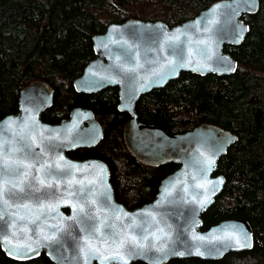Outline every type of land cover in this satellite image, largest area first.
<instances>
[{
    "label": "water",
    "instance_id": "water-1",
    "mask_svg": "<svg viewBox=\"0 0 264 264\" xmlns=\"http://www.w3.org/2000/svg\"><path fill=\"white\" fill-rule=\"evenodd\" d=\"M258 4L215 0L172 26L127 19L92 35L95 56L74 79V87L85 92L116 87L117 109L129 115L122 130L127 150L146 164L178 166L160 180L153 199L135 208L115 199L103 160L67 155L102 138L92 111L76 107L67 118L48 123L41 115L52 103V88L40 80L23 88L17 111L0 118V149H7L0 155L31 166L30 176L21 171L8 178L17 182L18 195L0 196L5 255L25 261L43 252L54 264H164L175 258L218 259L251 248L254 234L246 219L226 218L202 227L201 215L225 181L215 173L217 161L236 136L213 124L169 132L139 121L135 103L184 71L233 72L237 62L223 46L243 39L248 25L241 16L253 14ZM237 240L250 246L241 247Z\"/></svg>",
    "mask_w": 264,
    "mask_h": 264
},
{
    "label": "trees",
    "instance_id": "trees-1",
    "mask_svg": "<svg viewBox=\"0 0 264 264\" xmlns=\"http://www.w3.org/2000/svg\"><path fill=\"white\" fill-rule=\"evenodd\" d=\"M215 0H0V118L17 111L20 91L33 81L53 90L41 118L57 122L75 107L93 111L103 128L94 146L68 155L98 158L110 169L115 199L129 209L155 197L160 180L178 166L151 165L126 148L122 127L128 114L117 109L115 87L78 91L73 81L94 58L92 35L127 19L161 20L168 26L190 18ZM251 15L248 31L223 50L237 62L228 74L181 72L135 103L139 121L169 132L213 124L236 136L217 161L225 178L220 193L201 215L203 228L226 218L246 219L254 234L251 248L218 259L175 258L164 264H264V0ZM0 264H54L43 252L14 260L0 248ZM114 264V263H113ZM130 264H145L140 261Z\"/></svg>",
    "mask_w": 264,
    "mask_h": 264
},
{
    "label": "snow or ice",
    "instance_id": "snow-or-ice-1",
    "mask_svg": "<svg viewBox=\"0 0 264 264\" xmlns=\"http://www.w3.org/2000/svg\"><path fill=\"white\" fill-rule=\"evenodd\" d=\"M0 152H7L6 147L3 149H0ZM57 167L59 168L60 166L57 165ZM67 167L71 168L74 166L69 165ZM30 168H31V166H24L19 161H15V160L10 161V160L4 159L3 155H0V181H3L2 185H0V196L6 195L9 197H12V196L18 195V193L16 191V189L18 187L17 182L14 180H10L8 178L14 177V176H19L21 171H23L26 176H30L31 175ZM64 174H66V173H64ZM9 184H11V187H9ZM41 184L43 185L44 181H41ZM47 187H52V185L48 184ZM36 190L39 191L40 189H36ZM18 191H19V193H24L25 187L19 186ZM101 195L104 197V201L106 202L107 201V192L105 191V193H102ZM3 203H6V201H3ZM41 207L43 208L44 206H41ZM78 211L83 212L84 210H83V208H80V209H78ZM36 219L38 220L39 217H37ZM35 222L36 221L34 220L33 223H35ZM104 227H111V226L105 225ZM226 239H231V237H226ZM237 244H239L241 247L250 246V245L241 243L239 240H237Z\"/></svg>",
    "mask_w": 264,
    "mask_h": 264
},
{
    "label": "flooded vegetation",
    "instance_id": "flooded-vegetation-1",
    "mask_svg": "<svg viewBox=\"0 0 264 264\" xmlns=\"http://www.w3.org/2000/svg\"><path fill=\"white\" fill-rule=\"evenodd\" d=\"M116 88V87H115ZM117 89V88H116ZM118 96V95H117ZM76 108V107H75ZM80 108H85V107H80ZM86 109H89V108H86ZM72 110V109H71ZM71 110H70V112H71ZM91 110V109H90ZM92 111V110H91ZM69 112V113H70ZM92 113H93V111H92ZM43 114V113H42ZM94 114V113H93ZM69 115V114H68ZM68 115L67 116H65V117H63V118H67L68 117ZM63 118H61V119H63ZM94 118H95V116H94ZM129 118V115H128V117H127V119ZM42 119V118H41ZM60 119V120H61ZM96 119V118H95ZM127 119H126V121H127ZM43 120V119H42ZM59 120V121H60ZM43 121H45V120H43ZM59 121H57V122H59ZM96 121L99 123V121L96 119ZM125 121V122H126ZM45 122H47V121H45ZM57 122H52V123H57ZM125 122H124V124H125ZM48 123H51V122H48ZM100 124V123H99ZM100 126H101V124H100ZM124 126V125H123ZM101 128H102V126H101ZM122 130H123V127H122ZM102 132H103V128H102ZM122 139H123V137H122ZM124 142V141H123ZM125 144V143H124ZM75 150V149H74ZM73 151V150H72ZM68 152H71V151H68ZM68 152H67V155H68ZM69 156V155H68ZM134 156V155H133ZM70 157V156H69ZM135 157V156H134ZM72 158V157H71ZM75 159V158H74ZM86 159V158H85ZM137 159V158H136ZM138 160V159H137ZM140 161V160H139ZM110 170V169H109ZM110 172V171H109ZM112 185V184H111Z\"/></svg>",
    "mask_w": 264,
    "mask_h": 264
},
{
    "label": "bare ground",
    "instance_id": "bare-ground-1",
    "mask_svg": "<svg viewBox=\"0 0 264 264\" xmlns=\"http://www.w3.org/2000/svg\"><path fill=\"white\" fill-rule=\"evenodd\" d=\"M212 2H213V1H212ZM165 84H166V83H165ZM165 84H164V85H165ZM146 124H151V123H146ZM153 125H155V124H153ZM232 252H233V251H232ZM224 254H225V253H224ZM224 254L222 255V257L224 256ZM168 260H169V259H168ZM168 260H167V261H168Z\"/></svg>",
    "mask_w": 264,
    "mask_h": 264
}]
</instances>
